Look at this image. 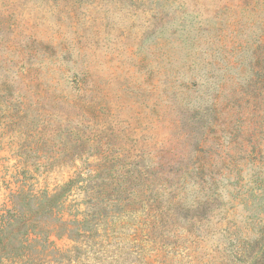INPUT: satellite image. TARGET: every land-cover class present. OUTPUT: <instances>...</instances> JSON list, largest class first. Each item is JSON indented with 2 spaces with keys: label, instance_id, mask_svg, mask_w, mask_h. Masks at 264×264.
<instances>
[{
  "label": "rangeland",
  "instance_id": "374dc122",
  "mask_svg": "<svg viewBox=\"0 0 264 264\" xmlns=\"http://www.w3.org/2000/svg\"><path fill=\"white\" fill-rule=\"evenodd\" d=\"M71 179L83 264H264V0H0V216Z\"/></svg>",
  "mask_w": 264,
  "mask_h": 264
},
{
  "label": "trees",
  "instance_id": "16d2710c",
  "mask_svg": "<svg viewBox=\"0 0 264 264\" xmlns=\"http://www.w3.org/2000/svg\"><path fill=\"white\" fill-rule=\"evenodd\" d=\"M100 155L102 161V153ZM97 173L93 172L89 178ZM74 182L76 180L71 179L52 193L21 191L13 196L12 208L0 216V264H83L81 251L89 252L102 244V238L108 235L98 232L101 221L95 204L96 197L100 195L98 185L77 187L88 207L82 218L62 219L67 195ZM52 234L59 239H67L73 245L64 250L54 248L47 241ZM93 236L99 237L98 240L92 242Z\"/></svg>",
  "mask_w": 264,
  "mask_h": 264
}]
</instances>
